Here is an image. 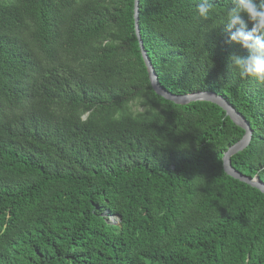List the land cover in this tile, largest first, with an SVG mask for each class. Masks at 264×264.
<instances>
[{"label": "trees", "instance_id": "trees-1", "mask_svg": "<svg viewBox=\"0 0 264 264\" xmlns=\"http://www.w3.org/2000/svg\"><path fill=\"white\" fill-rule=\"evenodd\" d=\"M198 4L138 0L142 48L167 92H213L245 119L230 164L264 183V85L229 67L249 55L224 30L232 0L208 20ZM133 14L0 0V264H264V195L222 169L244 131L154 93Z\"/></svg>", "mask_w": 264, "mask_h": 264}, {"label": "clouds", "instance_id": "clouds-1", "mask_svg": "<svg viewBox=\"0 0 264 264\" xmlns=\"http://www.w3.org/2000/svg\"><path fill=\"white\" fill-rule=\"evenodd\" d=\"M232 5L227 12L224 30L230 33V42L247 50L249 55L233 54L229 67L241 80L251 78L264 85V0H232ZM213 6L214 0H199L196 8L199 17L210 19ZM242 14L253 25L251 31L247 30Z\"/></svg>", "mask_w": 264, "mask_h": 264}, {"label": "water", "instance_id": "water-1", "mask_svg": "<svg viewBox=\"0 0 264 264\" xmlns=\"http://www.w3.org/2000/svg\"><path fill=\"white\" fill-rule=\"evenodd\" d=\"M134 29H135V35L138 40L141 57L144 62L146 72L148 75L149 83L154 91V93L163 99L170 101L174 103L175 105H188L190 103L195 102H209L212 103L219 108H221L227 117L239 128H241L244 131L243 136L241 139L230 146L222 155V169L223 172L235 179L239 182H242L256 190H258L260 193L264 195V183L258 178L257 175H254L253 177H246L239 172H237L235 169L232 168L230 164V159L232 156L236 155L237 153L242 152L248 145L251 139V130L248 125V123L245 121V119L237 113L226 101L224 98H222L220 95H217L213 92L209 91H202V92H194L190 94L185 95H173L169 92H167L163 87L160 86L157 76L154 72V69L150 63V61L147 58L146 53L144 52L142 48V43L139 36L138 26H137V19H138V0H134ZM110 223H115L116 219L114 217H111L109 219Z\"/></svg>", "mask_w": 264, "mask_h": 264}, {"label": "rangeland", "instance_id": "rangeland-1", "mask_svg": "<svg viewBox=\"0 0 264 264\" xmlns=\"http://www.w3.org/2000/svg\"><path fill=\"white\" fill-rule=\"evenodd\" d=\"M112 224H116V222L115 223H112Z\"/></svg>", "mask_w": 264, "mask_h": 264}]
</instances>
